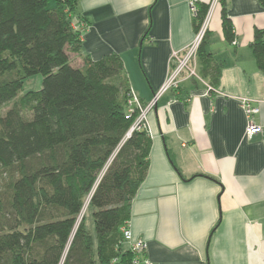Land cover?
Returning <instances> with one entry per match:
<instances>
[{"label":"trees","instance_id":"obj_1","mask_svg":"<svg viewBox=\"0 0 264 264\" xmlns=\"http://www.w3.org/2000/svg\"><path fill=\"white\" fill-rule=\"evenodd\" d=\"M50 1L0 0V264H134L122 228L147 176L152 139L134 128L139 110L128 116L133 90L121 57L83 53L79 0ZM219 3L233 43L226 0ZM210 6L197 1L196 34ZM207 37L208 30L196 74L214 89L221 70ZM251 49L264 72V30H255ZM39 74L41 88L19 96ZM88 198L95 238L79 221Z\"/></svg>","mask_w":264,"mask_h":264},{"label":"crops","instance_id":"obj_2","mask_svg":"<svg viewBox=\"0 0 264 264\" xmlns=\"http://www.w3.org/2000/svg\"><path fill=\"white\" fill-rule=\"evenodd\" d=\"M226 11L236 43L224 38L219 2L207 24L219 85L209 89L184 72L148 114L149 169L129 228L153 264H264V72L251 49L264 8L259 0H226ZM77 16L87 23L83 53L118 54L145 103L167 82L173 53L196 36L188 0H79ZM240 98L260 109L253 120L261 131L251 140Z\"/></svg>","mask_w":264,"mask_h":264},{"label":"built area","instance_id":"obj_3","mask_svg":"<svg viewBox=\"0 0 264 264\" xmlns=\"http://www.w3.org/2000/svg\"><path fill=\"white\" fill-rule=\"evenodd\" d=\"M198 0H188L192 14L195 16L197 12L196 3ZM211 1L210 9L218 3V0ZM210 12V11H209ZM209 14V13H208ZM208 16L201 26L199 32L196 34L192 43L185 49L183 52H174L173 59L175 61L174 68L170 71L169 78L163 88L153 97L151 101L147 104H142L140 98L132 91V97L129 100V115L130 116L134 110H139L140 114L135 123V127H143L150 134L148 127V121L146 114L156 105L158 98L162 93L167 91L170 88H175L178 86L179 78L184 73L187 72L189 76L196 77V55L197 50L202 42L203 36L207 31ZM79 21L74 22L75 27H79ZM233 43H236L235 41ZM209 89H212L209 87ZM240 106L244 111L246 116V130L245 135L248 140H251L256 134L261 131V128L254 123L253 117L259 113L260 109L258 105L254 104V101L248 98H240ZM133 128V129H134ZM132 129V130H133ZM124 243L134 254V264H153L145 254L146 244L142 239L135 238L132 230H130L129 225L122 228Z\"/></svg>","mask_w":264,"mask_h":264},{"label":"rangeland","instance_id":"obj_4","mask_svg":"<svg viewBox=\"0 0 264 264\" xmlns=\"http://www.w3.org/2000/svg\"><path fill=\"white\" fill-rule=\"evenodd\" d=\"M211 1L216 2L215 0H210L209 1L210 4H211ZM54 2H55V0H51L49 5L53 6ZM218 2H219V0H218ZM74 20L79 21L76 18ZM80 26L83 28L86 25L85 26L84 25H80ZM71 56L73 57V55H71ZM72 61H73L72 63L74 65H79L80 64L79 59L76 58V57H73ZM42 80H43V78H42V76L40 74L39 75H35V76L25 80L23 88H22V90L19 93V96L24 95L25 93H27L30 90H39L41 88V86H42ZM145 104H147V103H145ZM150 111L148 112V114L150 113ZM148 114H146L147 120H148ZM82 218L85 220V224L87 225L88 229L91 231L92 236L95 238V224H94V220H93L92 211H91V209L89 207V198L87 199L86 204H85V206L83 208V211H82V213H81V215L79 217V221Z\"/></svg>","mask_w":264,"mask_h":264}]
</instances>
